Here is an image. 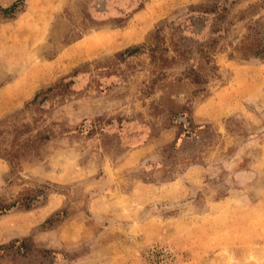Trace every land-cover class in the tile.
Listing matches in <instances>:
<instances>
[{"label": "rangeland", "instance_id": "rangeland-1", "mask_svg": "<svg viewBox=\"0 0 264 264\" xmlns=\"http://www.w3.org/2000/svg\"><path fill=\"white\" fill-rule=\"evenodd\" d=\"M263 47L264 0H0V121L50 134L0 264H264Z\"/></svg>", "mask_w": 264, "mask_h": 264}, {"label": "trees", "instance_id": "trees-1", "mask_svg": "<svg viewBox=\"0 0 264 264\" xmlns=\"http://www.w3.org/2000/svg\"><path fill=\"white\" fill-rule=\"evenodd\" d=\"M261 51L264 52V47ZM40 94L35 96L33 102H37ZM5 121H0V157L7 160L12 169H16L21 166L22 160L31 156L34 149L42 146L50 138V134L44 128L45 124L44 126L41 124V121H44L42 116L35 118L33 122L17 123L15 120H10V127L4 124ZM22 195L13 202H0V214L13 208L29 210L43 203L47 198L44 189H39L35 193H22Z\"/></svg>", "mask_w": 264, "mask_h": 264}]
</instances>
